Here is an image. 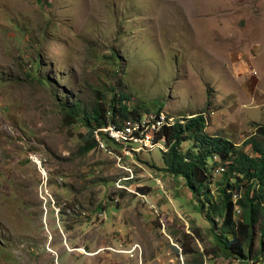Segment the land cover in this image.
<instances>
[{
    "label": "rangeland",
    "instance_id": "rangeland-1",
    "mask_svg": "<svg viewBox=\"0 0 264 264\" xmlns=\"http://www.w3.org/2000/svg\"><path fill=\"white\" fill-rule=\"evenodd\" d=\"M110 85L131 106L210 110L207 129L242 144L264 124V0H0V264H237L204 255L212 223L180 177L161 171L169 204L154 188L96 209L126 171L101 148L81 154L86 127L59 105L90 109ZM138 163L125 164L144 187Z\"/></svg>",
    "mask_w": 264,
    "mask_h": 264
},
{
    "label": "trees",
    "instance_id": "trees-1",
    "mask_svg": "<svg viewBox=\"0 0 264 264\" xmlns=\"http://www.w3.org/2000/svg\"><path fill=\"white\" fill-rule=\"evenodd\" d=\"M36 78L40 82H47L39 72L36 73ZM108 91L109 94H107ZM99 94L90 109L86 108L81 101L73 105L66 103L59 105L66 122L86 127L87 136L83 139L81 154L88 153L98 145L94 134L95 129L111 121L118 122L124 118L138 116L141 110L146 108L141 104L131 106V97L127 91L117 90L112 85L105 89L102 97L101 93ZM158 109H162V105ZM161 133H163L162 136H160ZM161 133L158 138L165 136L167 143L171 144L169 152L161 151L164 163L161 169L169 175L182 178L179 185L188 192L187 197L192 196L198 201L203 215L212 223L208 229L204 230L207 236L212 235L213 240L212 246L205 249V253L214 261L219 256H225L233 261L237 259V264H264V229L261 226L258 253L252 257L251 250L248 249L256 244V241L252 239L255 235L253 230L256 223L249 219L248 215L254 217L253 214H249L250 208L255 204H264V127L259 128L257 136L249 141L253 152L259 151L262 154L257 158L237 148L233 142L218 134L206 132L203 115L188 118L185 124L164 128ZM185 141H190L192 144L183 150ZM220 167H224V170L220 171L218 169ZM138 188L142 192L151 190L148 186ZM234 190L241 193L238 203L242 204L244 210V214L240 217L238 215L237 218L234 216L233 202V192L237 191ZM160 192L162 193L161 190ZM125 193V191H114L107 194L104 202L96 209L106 211V207L110 208L109 205H113L117 194L123 197ZM118 203L114 205L115 209L118 208ZM233 224L239 225L241 239L235 238L232 232H229L235 229ZM195 231L201 238L204 236L199 226ZM196 238L199 239L197 235ZM247 240L251 241L245 245L244 241ZM187 248L189 246L183 249ZM191 252L197 253L196 249H192ZM185 253L188 252L185 251ZM203 254V252L199 253L201 257ZM250 260L252 262H249Z\"/></svg>",
    "mask_w": 264,
    "mask_h": 264
},
{
    "label": "clouds",
    "instance_id": "clouds-1",
    "mask_svg": "<svg viewBox=\"0 0 264 264\" xmlns=\"http://www.w3.org/2000/svg\"><path fill=\"white\" fill-rule=\"evenodd\" d=\"M115 56H116V53H115ZM126 65H129V62L125 63V66ZM115 72H117V70H115ZM208 105L210 106V104H208ZM144 106L151 109L150 107H148L146 105H144ZM147 108H144L143 110H141V113L138 116H131L128 118H124L118 122H112L111 121L108 124L103 125L102 127L94 130V134H95L96 140L98 142V145L95 148H93L92 150H94L96 148H101L104 151L109 152L116 159L115 160L117 163L116 165L122 167L126 171V174L124 176L120 177L116 182H113V185H114L117 192H124L125 191L126 192L125 194H132L135 196H145V195L152 193L154 191V188H155L156 191H158L161 196L166 197V200L169 204L168 200L172 201V199L175 198V195L172 193V190H171V194H172V197H171L169 191L166 189L167 180H165V177L161 174V171H164L161 169L162 166H164V163L160 167L155 166V164L146 161L143 154L144 153H151L157 149L160 151L169 152V150L171 148V144L167 143L166 137L163 136L161 138H158L161 131L164 128H172V127L176 126L177 124H185L186 121L188 120V118L198 117L199 115H203L204 124H205V131L208 132L209 134H218L220 137H223V138L233 142L237 148L243 150L244 152H246L250 155L256 156V158L262 156V154L259 151L255 152V153L253 152L252 144L249 141L251 140L252 137L257 136L259 128L264 127V124L252 123V126L255 127L254 128L255 131L253 132V134L249 135L242 142V144L238 145L229 137L222 135V134H219V133H212L211 131H209L207 129V125L209 123V120L206 117L205 113H207L208 115H212L210 110L205 111V112H194V113H191V114L185 116V115L169 112V111L165 110L163 107L160 110L158 109V107H156V109H152V110H146ZM128 121L132 122L134 125L139 124L142 127V129H144L147 132V134H149L151 136L152 143L154 145L152 147H149V146H145L143 143H140V142L134 143L133 140L130 143H126L125 139H123L122 137H119L117 135L118 130L123 129V127L127 124ZM135 134H138V132H135ZM162 134L163 133H161L160 136H162ZM185 144H187V146H185ZM191 144H192V142L185 141V143L183 144V150H186L187 148H189L191 146ZM243 145L245 147H249L250 151H246L242 147ZM126 146L128 147V149H129L128 151L130 153L126 152V150H127V149H125ZM139 146H141L142 148L139 151H137L136 148H138ZM92 150H90V151H92ZM31 158L34 162H37L36 164L38 165L39 169L41 168V169H43V171H45V168L43 167V164L41 162L42 160H41L40 156H38L37 154H32ZM128 160H130L132 163L133 162L137 163V165H140V167H142L141 164L138 163L141 161V163H144L149 168L148 170L144 169L145 171L140 175L143 177H149V179H151L150 182L146 185V186L151 188L150 191L142 192L138 188L139 186H136V184H137L136 180L137 179L133 175L132 170L130 168H128V166L125 164L128 162ZM218 169L220 171H222V170H224V167H220ZM129 171L131 172V175L126 177V175H129ZM45 175H47V174L45 173ZM167 175H169V174H167ZM136 176L138 178V174H136ZM141 176H140V178L142 180L143 178ZM170 176H174V175H170ZM152 180H154L155 183H152ZM47 181H48V178L46 179V182ZM126 185L134 186L133 192L128 191V189H127L128 186H126ZM160 190L162 191V193L160 192ZM234 191H237V190H234ZM240 194L241 193L239 191L233 192L234 216H235V218H237L238 215L240 217L241 214H244L242 204L238 203V198H239ZM189 195H190V192H189ZM119 196H121V195L117 194L115 196L113 204H116L117 202H119V199H118ZM168 196H170V197L168 198ZM49 200L51 202H55V204H56V201H54V199L51 195H50ZM141 201L145 204H147L149 202V200H147L145 198H143ZM57 203H59V201H57ZM63 211H64V207L60 205L58 208V213L62 214ZM63 214L65 215V212H63ZM249 214L254 215L253 218L250 215H248V216H249L250 220H254L256 223V226L253 230L255 235H254V237H252V239H254L253 241H256L255 245L258 246V240H259V236H260V226L264 229V204H255L254 206H252L250 208ZM64 215H61V216L63 217ZM164 216H166V214ZM57 217H58V214H57ZM160 221H161V225H160L159 229L162 228L163 225H166L165 222H163L162 218H160ZM233 225H234L235 229H232L233 228L232 227V228H230L232 230H229V232H232V235L235 238L241 239V233H240L239 225L238 224H233ZM211 238H212V235L208 238L210 240L211 246H212L213 240ZM0 240H1V243H3L2 237L0 238ZM251 240L244 241V244L247 245L249 243V241H251ZM254 246H252V248H254ZM249 248L250 247H248V249ZM0 250L2 251L5 249H4V247L0 246ZM202 252H204V251H202ZM4 254H5V252H4ZM204 255L206 256L207 254H204ZM14 258H15V260L17 259V257H14ZM235 261L238 262L237 259H235Z\"/></svg>",
    "mask_w": 264,
    "mask_h": 264
},
{
    "label": "bare ground",
    "instance_id": "bare-ground-1",
    "mask_svg": "<svg viewBox=\"0 0 264 264\" xmlns=\"http://www.w3.org/2000/svg\"><path fill=\"white\" fill-rule=\"evenodd\" d=\"M133 124L132 122L128 121L125 127L123 129L118 130L117 135L119 137H122L125 139L126 143H130L132 140L134 143H137L140 141V143H143L145 146L152 147L154 144L152 143V138L147 132L142 129V127L139 124L136 125H129ZM129 125V126H127ZM135 132H138V134H135ZM126 152L130 153L128 150V147H125Z\"/></svg>",
    "mask_w": 264,
    "mask_h": 264
},
{
    "label": "built area",
    "instance_id": "built-area-1",
    "mask_svg": "<svg viewBox=\"0 0 264 264\" xmlns=\"http://www.w3.org/2000/svg\"><path fill=\"white\" fill-rule=\"evenodd\" d=\"M126 147H127V146H126ZM141 148H142V147H141V146H139L138 148H136V150H137V151H139Z\"/></svg>",
    "mask_w": 264,
    "mask_h": 264
}]
</instances>
